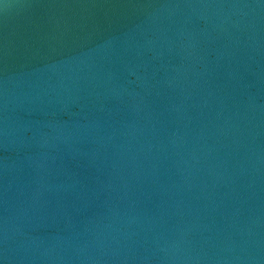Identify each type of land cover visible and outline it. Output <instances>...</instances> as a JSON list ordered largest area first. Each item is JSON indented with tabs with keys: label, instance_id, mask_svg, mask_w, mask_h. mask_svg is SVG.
Masks as SVG:
<instances>
[{
	"label": "water",
	"instance_id": "1",
	"mask_svg": "<svg viewBox=\"0 0 264 264\" xmlns=\"http://www.w3.org/2000/svg\"><path fill=\"white\" fill-rule=\"evenodd\" d=\"M0 264H264V0H0Z\"/></svg>",
	"mask_w": 264,
	"mask_h": 264
}]
</instances>
